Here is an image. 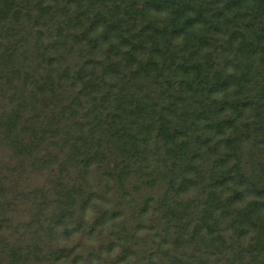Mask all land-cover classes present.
I'll return each mask as SVG.
<instances>
[{"label":"trees","instance_id":"1","mask_svg":"<svg viewBox=\"0 0 264 264\" xmlns=\"http://www.w3.org/2000/svg\"><path fill=\"white\" fill-rule=\"evenodd\" d=\"M0 264H264V0H0Z\"/></svg>","mask_w":264,"mask_h":264}]
</instances>
